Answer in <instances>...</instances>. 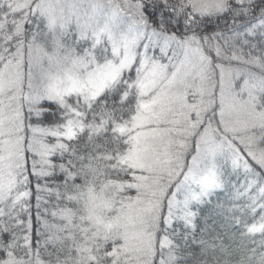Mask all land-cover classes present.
Wrapping results in <instances>:
<instances>
[{"label":"snow or ice","instance_id":"obj_1","mask_svg":"<svg viewBox=\"0 0 264 264\" xmlns=\"http://www.w3.org/2000/svg\"><path fill=\"white\" fill-rule=\"evenodd\" d=\"M0 264H264V0H0Z\"/></svg>","mask_w":264,"mask_h":264},{"label":"trees","instance_id":"obj_2","mask_svg":"<svg viewBox=\"0 0 264 264\" xmlns=\"http://www.w3.org/2000/svg\"><path fill=\"white\" fill-rule=\"evenodd\" d=\"M254 54H255V53H254ZM51 199L54 201V197L51 198ZM32 203H33V205H35V203H36V201H35L34 198H33ZM48 207H51V204H49ZM33 211H34V214H35V209H34ZM33 223H34V226H37V225H36V221H35V215H34Z\"/></svg>","mask_w":264,"mask_h":264},{"label":"rangeland","instance_id":"obj_3","mask_svg":"<svg viewBox=\"0 0 264 264\" xmlns=\"http://www.w3.org/2000/svg\"><path fill=\"white\" fill-rule=\"evenodd\" d=\"M134 195V193H132Z\"/></svg>","mask_w":264,"mask_h":264}]
</instances>
